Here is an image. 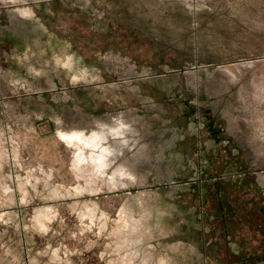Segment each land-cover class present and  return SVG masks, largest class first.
Listing matches in <instances>:
<instances>
[{
    "label": "rangeland",
    "instance_id": "1",
    "mask_svg": "<svg viewBox=\"0 0 264 264\" xmlns=\"http://www.w3.org/2000/svg\"><path fill=\"white\" fill-rule=\"evenodd\" d=\"M0 264H264V0H0Z\"/></svg>",
    "mask_w": 264,
    "mask_h": 264
}]
</instances>
